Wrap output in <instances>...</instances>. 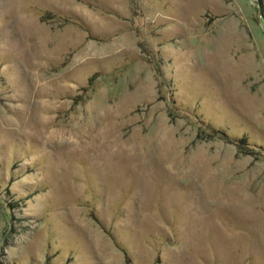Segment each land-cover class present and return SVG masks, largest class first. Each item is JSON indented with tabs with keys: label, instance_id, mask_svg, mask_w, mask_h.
Returning a JSON list of instances; mask_svg holds the SVG:
<instances>
[{
	"label": "rangeland",
	"instance_id": "374dc122",
	"mask_svg": "<svg viewBox=\"0 0 264 264\" xmlns=\"http://www.w3.org/2000/svg\"><path fill=\"white\" fill-rule=\"evenodd\" d=\"M0 264H264V0H0Z\"/></svg>",
	"mask_w": 264,
	"mask_h": 264
}]
</instances>
